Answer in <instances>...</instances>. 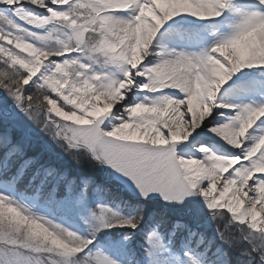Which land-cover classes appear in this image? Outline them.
Here are the masks:
<instances>
[{"label":"snow or ice","instance_id":"1","mask_svg":"<svg viewBox=\"0 0 264 264\" xmlns=\"http://www.w3.org/2000/svg\"><path fill=\"white\" fill-rule=\"evenodd\" d=\"M0 264H264V0H0Z\"/></svg>","mask_w":264,"mask_h":264}]
</instances>
